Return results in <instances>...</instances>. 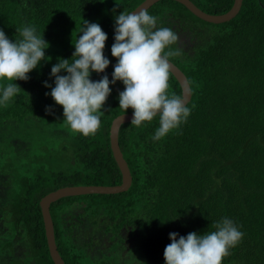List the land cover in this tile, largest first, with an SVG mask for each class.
Wrapping results in <instances>:
<instances>
[{"label":"trees","instance_id":"1","mask_svg":"<svg viewBox=\"0 0 264 264\" xmlns=\"http://www.w3.org/2000/svg\"><path fill=\"white\" fill-rule=\"evenodd\" d=\"M143 1L0 0V30L10 41L21 39L16 30L34 26L48 44L26 81H0V96L7 83L20 88L0 105V264H53L39 206L44 196L69 186L121 183L109 129L117 116L133 113L119 108L123 83H110L101 127L85 137L71 131L50 95L51 68L60 59L71 63L88 21L106 33L103 54L110 61L89 78L98 82L107 75L111 81L116 17ZM190 1L209 15H221L234 0ZM147 11L157 17V28L178 36L165 52L178 51L169 61L188 81L191 114L160 140L152 139L159 116L139 127L120 126L118 142L131 185L124 193L52 203L58 253L64 264H116L118 249L111 247L126 248L134 238L139 264H165L170 233L177 239L203 235L227 217L243 237L223 264H264V0H242L238 14L223 24L204 22L173 0L158 1ZM194 19L223 29L209 37ZM169 85V93L181 95L171 74ZM95 238L104 242L101 247Z\"/></svg>","mask_w":264,"mask_h":264},{"label":"clouds","instance_id":"2","mask_svg":"<svg viewBox=\"0 0 264 264\" xmlns=\"http://www.w3.org/2000/svg\"><path fill=\"white\" fill-rule=\"evenodd\" d=\"M114 43L111 55L117 58L112 80L107 75L98 82L90 80V73H101L110 61L103 49L106 33L96 23L83 21L84 27L74 44L75 51L69 59H60L52 66L55 87L50 95L62 106L64 122L73 133L85 137L94 135L101 127V109L110 94V83L121 81L124 90L119 93V108H131V124L137 127L159 116V127L152 139L160 140L173 129L186 122L191 114L185 95L169 93L172 65L169 57L178 51L165 49L178 41L177 34L167 27L157 28V17L147 10L121 12L115 20ZM21 39L10 41L0 30V81L27 80L28 73L45 58L47 42L36 34L34 26L16 30ZM67 75H58L61 71ZM45 86H48L45 84ZM20 91L15 83L2 87L0 105H7ZM215 231L187 236L170 233L163 253L165 264H223L229 249L243 237L234 222L225 217L214 225Z\"/></svg>","mask_w":264,"mask_h":264},{"label":"water","instance_id":"3","mask_svg":"<svg viewBox=\"0 0 264 264\" xmlns=\"http://www.w3.org/2000/svg\"><path fill=\"white\" fill-rule=\"evenodd\" d=\"M158 1L161 0H144L131 12H138L141 9L148 10ZM173 1L183 5L195 17L210 24H223L232 20L238 14L242 5V0H234L231 8L226 13L221 15H209L197 8L190 0ZM170 64L172 65L171 75L178 82L181 89V95L186 96L188 103L191 99V90L188 81L183 72L176 65H174L172 62H170ZM132 118L133 113L121 114L112 121L109 129L110 149L121 173V183L118 186H69L50 192L40 200L39 206L43 219L45 238L47 241L49 255L53 264H64V262L60 257L55 244L53 223L49 212L50 205L52 203L64 197H73L86 194L112 195L124 193L129 189L132 182V176L119 147L118 132L120 126L131 122Z\"/></svg>","mask_w":264,"mask_h":264},{"label":"rangeland","instance_id":"4","mask_svg":"<svg viewBox=\"0 0 264 264\" xmlns=\"http://www.w3.org/2000/svg\"><path fill=\"white\" fill-rule=\"evenodd\" d=\"M194 23L196 25H201V23L195 19H194ZM201 26H203L204 29L208 32L209 37L214 36L215 34H217L219 32V30L223 29V27H221V26H212L209 24L208 25H201ZM83 232H81V234H83ZM88 233L90 234L91 232L87 231L86 235ZM128 241H130V243L128 242V244H127L128 246L126 248H120L121 246L117 245V243L115 244L114 247H111V250H113L114 248L118 249L115 253L116 256L117 255L119 256L118 259H115L116 264H139V262L142 260L141 251H139L137 249V246L134 245V243H135L134 238H132ZM103 243H104L103 241H98L97 238H95V244L98 245L97 247H101ZM122 245L125 246L126 244L124 242H122ZM119 249L121 251H119Z\"/></svg>","mask_w":264,"mask_h":264},{"label":"flooded vegetation","instance_id":"5","mask_svg":"<svg viewBox=\"0 0 264 264\" xmlns=\"http://www.w3.org/2000/svg\"><path fill=\"white\" fill-rule=\"evenodd\" d=\"M50 212V211H49ZM51 216V215H50Z\"/></svg>","mask_w":264,"mask_h":264}]
</instances>
